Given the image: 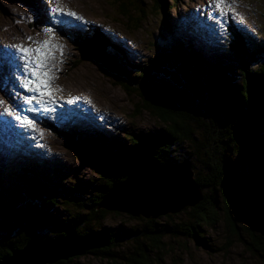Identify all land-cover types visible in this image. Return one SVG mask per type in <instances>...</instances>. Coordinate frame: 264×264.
<instances>
[{
	"label": "trees",
	"instance_id": "trees-1",
	"mask_svg": "<svg viewBox=\"0 0 264 264\" xmlns=\"http://www.w3.org/2000/svg\"><path fill=\"white\" fill-rule=\"evenodd\" d=\"M176 1L167 4L165 0H152L162 16H168L166 10L175 7ZM138 4L142 5V0H138ZM170 5L172 7H168ZM163 22L168 31V44L162 43L157 48L159 44L155 40V51L150 58L144 64L131 65L135 70L133 74L120 67L117 59L124 58V51L113 44L104 31L95 29L94 35L69 36L78 46L80 58L100 65L102 71L115 78L125 91L138 89L140 107L155 121L164 124L163 134L132 136L125 133L119 138L94 131L90 140L84 142L76 131H60L59 136L66 140L76 156L91 166L95 176L84 185L70 180V193L61 199L57 197V188H47L44 181L39 182L42 180L39 177L27 181L25 191L16 192L18 199L10 201L6 207L2 206L0 194V258L21 248L32 237L51 240L74 230L82 238L96 240L88 253L107 262L155 264L173 243L178 244L183 238L192 239L211 250L213 244L205 229H213L222 219L225 246L233 240L239 241L260 264H264V235L256 230L253 222L255 229L239 225L230 203L234 194H241V201L254 215V220L259 217L264 221V199L257 193L240 190L238 183L241 182L236 177L234 164L241 156L249 158L264 188V94L261 88L264 86V70L257 67L248 70L253 63L262 62L264 65V38L255 45V37L243 32L245 39L239 29L228 24L234 35V32L242 35L234 37L232 34L236 39L232 41L231 50L237 51L238 56L241 54L245 64V68L239 70L241 77L237 78L234 66L228 64L221 54L212 63L195 48L194 34L202 25L200 19L192 17L193 32L189 31L190 35L186 37L172 33L169 22ZM256 46L262 50L258 55L263 61L255 55ZM149 86L158 88V91H151ZM185 159L191 164L195 183L201 192L197 204L177 213H167L161 219H157L160 216L146 220L137 217L141 222L128 227H116L111 231L102 226L101 230L97 229L109 214L121 215L99 207V203L104 193L113 184L123 181L135 165L180 163ZM31 175L36 176L33 171ZM8 192L12 193L11 190ZM21 198L24 199L22 202L30 204L36 201L44 205L59 204L67 218L61 219L56 226L48 224L47 213L40 211V216H36L33 204L26 215L21 216L16 210ZM180 213L183 214L180 216ZM174 215L177 220L172 218ZM152 251L157 252L153 259L150 258ZM69 259L57 264H66Z\"/></svg>",
	"mask_w": 264,
	"mask_h": 264
},
{
	"label": "rangeland",
	"instance_id": "rangeland-1",
	"mask_svg": "<svg viewBox=\"0 0 264 264\" xmlns=\"http://www.w3.org/2000/svg\"><path fill=\"white\" fill-rule=\"evenodd\" d=\"M165 1L167 4L172 3V0ZM142 2L140 5L138 0H62V7L75 12L83 17V20L60 16L58 19L63 20V23H53L55 14L51 9L56 5L50 0H0V66H3L0 68V100L4 101L0 104V112L9 106L8 100L12 97V106H17L23 115L29 116L35 122L34 128H23L18 127L17 122L11 117L0 116V191H2L0 194L3 207L10 201L18 199L16 192L23 193L26 188L24 185H28L27 181H32V178L34 181L38 177L41 178L39 182L44 181L49 189L55 186L57 197L60 199L70 193V180L81 185L92 180L95 174L91 166L70 150L66 140L59 136L60 131H76L79 139L84 142L90 140L94 131L108 137L119 138L125 133L132 136L146 133L163 134L164 124L155 121L148 111L140 107L138 89L125 91L115 78L102 71L100 65L87 58H80L78 46L72 42L70 35L77 34L78 37L79 35L83 37L87 34L94 35L95 29L104 31L109 40H113V44L124 51V58L117 59L120 67L133 74L135 72L133 64H144L155 51V40L156 44H159L157 48L162 43L168 44L166 35L168 31L163 26L164 20L169 22L172 33L186 37L190 35L189 31L193 32L192 17L198 18L202 25L194 34L195 48L212 63L215 57L221 54L228 64L232 63L234 76L237 78L241 77L240 68H245L244 57L241 54L238 56L237 51L233 52L231 45L236 39L233 36L241 34L234 32L236 33L234 35L228 24L231 23L232 27L239 29L245 39L247 37L243 32L255 37L256 39L253 38L255 45L261 42L259 39L264 38V0H239L236 14L229 13L225 16H220L215 11L210 0H177L175 7L168 6L172 7L166 10L168 16H162L161 10L154 6L152 0ZM29 16L32 17L31 20L27 18ZM137 19L139 21L136 24ZM45 27L60 31L53 35L42 31ZM28 37L33 41L51 38L53 44L63 46V55L61 56L60 50H57L55 59L50 61L51 74L54 77L52 87L61 90L55 92L56 103L48 106L54 109L53 111L28 112V106L23 105L17 98L18 93L28 94L20 87V81L15 79L20 71L14 68L13 72L9 73L6 66V61L14 51L6 46L16 44L34 46ZM244 38L242 40L245 43ZM261 52V48L255 52L259 59L261 56L258 54ZM124 63H129L130 66ZM256 67L264 70L262 62L253 63L248 70ZM150 88L151 91H158L154 86ZM261 88L264 94V86ZM69 100L74 102L68 103ZM33 107L39 108L35 105ZM197 112L202 115V111ZM40 116H54L55 118L49 122H53L58 130L45 127L43 121L39 119ZM88 144L90 145V142ZM234 164L236 177L241 182L238 183L240 190L257 193L258 197L264 199V188L252 168L253 164H250V159L241 156ZM31 171L36 176H32ZM10 190L12 193L8 192ZM22 200L24 199L21 198V204L16 206L21 216H25V212L33 204L36 216H40V211L47 213L46 219L50 221L48 224L55 225L61 219L67 218L63 212L64 208L59 204L44 205L39 201L30 204ZM46 200L48 201V199L44 201ZM232 201L231 212L236 215L237 223L248 228L251 221L246 208L240 202ZM163 216L160 215L157 219ZM137 217L143 216L134 217L121 213L118 217L111 213L98 224L97 229L101 230L102 226L104 230L111 231L116 227H128L141 222ZM172 218L177 220L178 217L174 215ZM205 232L214 249L204 248L192 239L183 238L178 244L173 243L166 251V255L163 254L155 264H260L239 241L233 240L230 245L225 246L226 234L222 219L216 227L211 230L206 228ZM156 253L152 251L150 258L153 259ZM67 262L66 264H112L90 253L70 257Z\"/></svg>",
	"mask_w": 264,
	"mask_h": 264
},
{
	"label": "water",
	"instance_id": "water-1",
	"mask_svg": "<svg viewBox=\"0 0 264 264\" xmlns=\"http://www.w3.org/2000/svg\"><path fill=\"white\" fill-rule=\"evenodd\" d=\"M239 195L234 194L231 202L235 200L243 204L242 195ZM200 199L201 192L195 183L191 164L185 159L180 163L135 165L123 181L113 184L104 193L99 207L134 217H157L194 206ZM246 211L251 221L248 228L255 229L254 223L256 230L264 235V221L259 217L254 220V215ZM95 244L96 240L82 238L74 230L51 240L36 236L21 248L1 257L0 264H55L73 256L88 254Z\"/></svg>",
	"mask_w": 264,
	"mask_h": 264
},
{
	"label": "snow or ice",
	"instance_id": "snow-or-ice-1",
	"mask_svg": "<svg viewBox=\"0 0 264 264\" xmlns=\"http://www.w3.org/2000/svg\"><path fill=\"white\" fill-rule=\"evenodd\" d=\"M56 6L51 9V12L55 14L53 23H63V20H59L60 16L72 17L75 20L82 21L83 17L78 16L75 12L66 10L61 6L62 0H50ZM239 0H210V4L214 7L215 11L220 16H225L229 13L236 14V6H238ZM29 20L31 16L27 17ZM42 31L46 33L55 34L60 29H53L52 27H45ZM34 46L26 47L23 44L9 45L6 48L12 49L10 58L6 61V66L9 73L13 72V69H19L20 74L15 76V79L20 81V87L27 95L17 94L23 105H27L28 112L40 111H53L54 109L48 107L50 104L56 103L55 92L61 91L60 89H53L52 81L54 77L51 74L50 61L55 59V52L60 50L61 56L62 45L52 43V39H45L43 41H33L31 37L27 38ZM5 55H9L5 53ZM22 62V63H18ZM3 66H0L2 68ZM22 77V80H21ZM12 97L9 98L8 107H4L0 112V116L7 115L17 122L18 127L34 128L35 122L27 115H23L17 106H12ZM68 103L74 101L69 100ZM4 101L0 100V104ZM39 106L37 107H33Z\"/></svg>",
	"mask_w": 264,
	"mask_h": 264
},
{
	"label": "bare ground",
	"instance_id": "bare-ground-1",
	"mask_svg": "<svg viewBox=\"0 0 264 264\" xmlns=\"http://www.w3.org/2000/svg\"><path fill=\"white\" fill-rule=\"evenodd\" d=\"M71 36V35H70ZM7 122V121H6ZM173 214V213H172ZM158 217V216H157ZM157 217H143V218H157ZM74 257V256H73Z\"/></svg>",
	"mask_w": 264,
	"mask_h": 264
}]
</instances>
